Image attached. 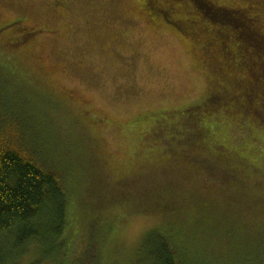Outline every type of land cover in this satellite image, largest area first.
<instances>
[{
	"label": "rangeland",
	"instance_id": "1",
	"mask_svg": "<svg viewBox=\"0 0 264 264\" xmlns=\"http://www.w3.org/2000/svg\"><path fill=\"white\" fill-rule=\"evenodd\" d=\"M145 1L0 0V65L52 102L58 137L89 163L79 197L85 187L119 196L121 179L141 211L184 220L196 195L208 211L264 224V114L245 97L264 98V68L246 72L240 47L254 49L233 23H210L191 0L148 4L168 9L179 31L153 19ZM201 1L233 8L240 27L264 40V0ZM147 193L151 200L139 196ZM160 218L126 216L106 240L103 264H133ZM75 232L72 221L64 238Z\"/></svg>",
	"mask_w": 264,
	"mask_h": 264
},
{
	"label": "trees",
	"instance_id": "2",
	"mask_svg": "<svg viewBox=\"0 0 264 264\" xmlns=\"http://www.w3.org/2000/svg\"><path fill=\"white\" fill-rule=\"evenodd\" d=\"M191 1L210 23L223 20L239 29L237 38L242 45L254 49L240 47L247 55L242 61L246 72L257 73V65L264 68V40L251 26L248 30L240 27L243 18L236 16V10L209 5L203 8L201 0ZM150 2L144 3L147 10ZM217 16L224 18L217 20ZM160 19L179 31L170 18ZM257 81L263 83L264 74ZM229 90L220 85L218 91ZM246 96L249 106L253 101L258 103L251 111L264 114V98L250 92ZM51 103L0 65V264H103L112 229L133 213L163 219L160 227L148 234L133 264H264V224L252 228L236 221L239 217L234 213L230 219L217 209L208 211L196 195L195 202L186 204L189 212L184 220L163 210L141 211L131 206L134 196L127 185H121V179L116 186L119 196L110 197L107 191L97 197L85 187L79 197L80 180L86 177L89 163L74 145L58 137ZM101 171L97 174L105 179ZM139 196L152 199L148 193ZM72 221L76 232L67 241L64 236ZM220 247L226 255H220ZM30 254L31 259L26 260Z\"/></svg>",
	"mask_w": 264,
	"mask_h": 264
},
{
	"label": "flooded vegetation",
	"instance_id": "3",
	"mask_svg": "<svg viewBox=\"0 0 264 264\" xmlns=\"http://www.w3.org/2000/svg\"><path fill=\"white\" fill-rule=\"evenodd\" d=\"M146 1H148V0H146ZM148 10H149V14L153 17V19H156L157 17H160V18L166 17L167 20L169 19L165 14L166 12H164L162 10H156L155 11L154 9H152L154 12L150 8ZM156 15H158V16H156ZM170 23L174 24L177 28H179L178 26L183 25V23L181 21L175 20L174 18H171Z\"/></svg>",
	"mask_w": 264,
	"mask_h": 264
}]
</instances>
